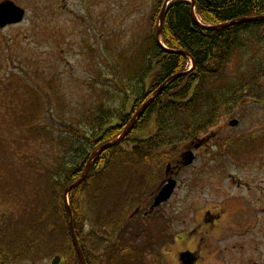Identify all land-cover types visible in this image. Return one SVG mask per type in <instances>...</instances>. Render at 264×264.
<instances>
[{"label": "rangeland", "instance_id": "1", "mask_svg": "<svg viewBox=\"0 0 264 264\" xmlns=\"http://www.w3.org/2000/svg\"><path fill=\"white\" fill-rule=\"evenodd\" d=\"M1 3L25 12L21 24L0 29V80L4 84L0 87V134L5 135L3 146L0 143V216L6 215L9 224H15L9 230H18L30 213L45 209L58 190L54 185L44 188L42 183L49 147L40 138L39 162L29 161V136L23 134L22 139L21 120L14 121V112L19 115L36 106L27 101L26 85L40 91L48 109L58 107V114L70 118L64 128L76 126V119L86 117L95 110L93 106L109 102L119 79L128 81L141 71V52L152 32L154 0ZM263 47L264 28L239 33L222 71L205 88L223 92L250 77L257 71ZM30 72L39 74L30 81ZM18 76H22L20 83ZM252 84L231 91L236 102L231 112L220 113L216 125L198 134L196 140L205 142L194 149V163L179 173L174 195L141 227L139 237L133 234L134 224L121 225L126 234L117 248L136 251V264H179V253L185 251L205 259L198 264H264V78H255ZM49 85L54 89H47ZM17 86L20 90L12 91ZM231 120L238 122L233 130L227 126ZM38 122L56 126L54 135L60 131L57 118L48 121L42 116ZM189 142L163 150L170 155L172 168ZM165 165L152 171L117 161L86 183L81 218L88 242H94L98 230L103 237L110 234L103 224L108 219L110 226L121 212L127 219L140 204L151 202L167 178ZM54 238L59 249L55 232ZM164 242L171 246L166 248Z\"/></svg>", "mask_w": 264, "mask_h": 264}, {"label": "trees", "instance_id": "2", "mask_svg": "<svg viewBox=\"0 0 264 264\" xmlns=\"http://www.w3.org/2000/svg\"><path fill=\"white\" fill-rule=\"evenodd\" d=\"M165 1L154 0V13L150 18L152 32L147 47L141 52V71L128 81L119 79L118 89L109 94V102L104 101L101 105L93 106L95 110L88 111L86 117L76 119V126L67 125L64 128L63 125L70 123V118L67 119L63 112L58 114V107L48 109L40 91L26 85L27 101H33L36 106L28 111L30 113L21 111L17 115L14 112V121L21 120L22 139L23 134L29 136V161L39 162L41 152L38 146H42L40 138L49 147L51 153L46 157L42 183L44 188L54 185L58 190L52 193L45 209L38 214H29L23 229L15 230V227L9 230L15 224H9L6 215L0 216V264H80L69 233L64 190L80 177L91 153L101 145L115 140L149 96L170 77L186 72L187 64L192 60V70L166 85L135 122L126 138L97 157L86 181L69 194L68 203L72 211L74 233L84 260L86 264H103L102 251L106 244L102 232L98 230L92 250L88 242L89 234L84 231V221L81 218V193L85 184L107 171L117 161L125 166L138 164L145 169L156 170L171 158L164 149L172 150L177 144L195 139L198 134L216 125L220 113L231 112L236 103L231 99V91L253 85L255 78H264L263 47L257 71L245 79L251 80L250 83H245L244 80L223 92L207 90L205 84L213 83L210 79L220 74L239 33L252 28L263 29L264 22L208 31L193 23L188 2L172 1L164 13L160 41L168 52L188 53L189 58H186L165 52L156 42L158 17ZM193 1L195 15L204 27H216L242 18L264 17V0ZM37 74L39 73L30 72L27 79L34 80ZM117 74H121L118 69ZM21 81L22 76H18V83ZM57 81L58 77L55 80L58 87ZM0 87H4L2 79ZM22 87L24 88L23 83ZM47 89L54 88L49 85ZM16 90H20L19 86L12 88V91L18 92ZM223 107L230 109H222ZM42 116L48 121L58 119L60 131L56 135L53 132L54 127L56 132V126H40L38 120ZM4 136L0 134L2 146ZM120 216L113 225L134 224L133 221L128 223L124 215ZM54 232L61 244L59 249L56 248ZM120 236L113 242L116 243ZM50 243L51 247L48 246ZM44 260L46 263H42Z\"/></svg>", "mask_w": 264, "mask_h": 264}, {"label": "water", "instance_id": "3", "mask_svg": "<svg viewBox=\"0 0 264 264\" xmlns=\"http://www.w3.org/2000/svg\"><path fill=\"white\" fill-rule=\"evenodd\" d=\"M171 1H173V0H167V2L163 5V8H162L161 13H160L159 18H158L159 26H158L157 33H156V42L159 45H161L160 44V37H161V32H162V23H163L164 12H165V9H166L168 3H170ZM189 3H190V6H191L190 15H191V19H192L193 23L198 25V26H200L204 30L217 31V30H223V29L235 26V25H244V24H250V23H256V22H264V17L243 18V19L231 21V22H229L227 24L216 26V27H209V28L203 27V26L200 25V23L197 21V19L195 17V14H194V7H195L194 1L193 0H189ZM23 18H24V11L14 7L11 4H7V5H4V6L0 7V28H4L7 25L18 24V23L22 22ZM161 47H162V49H164L162 45H161ZM164 51L167 52V53H170V54L180 55V56H183V57H186V58L189 57V54L186 53V52H171V51L168 52V50L167 51L164 50ZM191 63H192V67H194V62L192 60H191ZM188 73H189V71L185 72V73H181L179 75H175V76L170 77L155 92V94L152 97H150L147 100V102H145L141 106V108L134 114V116L131 118V120L128 123V125L125 127V129L123 130L121 135L116 140H114V141H112V142H110V143H108L106 145L101 146L100 148H98L96 151H94L90 155V157L88 159V162H87V164H86V166L84 168V171H83L81 177L74 184L70 185L69 187H67L64 190V199H65L66 203H67L68 195L75 188L80 186L86 180L87 175H88V173L90 171L92 162L98 156H100L102 153H104L107 150L111 149L112 147L118 145L127 136L129 131L133 127V124L135 123V121L144 114V112L147 110V108L160 95V93L162 92V90L164 89V87L168 83L174 81L177 78L185 76ZM229 126L234 128V127L237 126V122L236 121H231V122H229ZM202 142H205V140L199 141L197 143V146H195L193 144H190L188 146L187 151L184 152L181 155V161H180L181 168H187V167H189V166H191L193 164L195 157H194V155L192 153V150H190V149L192 147H194V149L197 148L198 146L202 145ZM169 171H170V165H168L166 167V175L169 174ZM176 186H177V184H176L174 179H172V178L168 179L166 184L159 190L158 194L154 198V202H153V205L151 207V210H153L155 208H158L160 205L168 202L170 200L171 196L174 194V191L176 190ZM66 212H67V217H68V226H69V232H70L73 248H74V250H75V252L77 254V257L79 259L80 264H85L82 251H81V249H80V247L78 245L77 239H76L75 234H74L73 223H72V214H71L70 208L68 207V204L66 206ZM190 257H192V255L190 253H183V254L180 255L179 260H180L181 264H194L195 263V259L190 260L191 259Z\"/></svg>", "mask_w": 264, "mask_h": 264}, {"label": "flooded vegetation", "instance_id": "4", "mask_svg": "<svg viewBox=\"0 0 264 264\" xmlns=\"http://www.w3.org/2000/svg\"><path fill=\"white\" fill-rule=\"evenodd\" d=\"M8 3H1L0 4V7L4 6V5H7ZM244 105V103L240 104V106ZM229 130H233V129H230ZM163 185V183L160 185V188L161 186ZM159 188V189H160ZM157 194V192L155 193V195ZM154 195V197H155ZM154 197L152 198L151 202L145 204V203H142L140 204L134 211L133 215L129 218V222L130 221H133L134 224V231H133V234L136 235V237L138 238L139 237V232L141 230V227L142 226H146V223L148 221V219L152 216H155L157 215L158 211L161 209H163L164 207H166V205L168 204L165 203V204H162L160 207H158L157 209H154V210H150L152 204H153V200H154ZM147 209V210H146ZM155 214V215H154ZM107 228V231L110 233L106 236V238H104L105 240V249L103 250V255L106 257V258H111V260H114L118 255H120V261L123 262V264H136L137 263V260L136 258L134 257L135 256V253L136 251H134L132 248H126V250L124 249H118V248H115V242H111V240H109V238L111 237V231H112V226H106ZM124 228L121 227L119 230L120 232H122ZM165 243V246L166 248H169L171 246V242H164ZM120 242L117 243V245H119ZM114 245V248H112V246ZM192 252V251H190ZM192 254H194V252H192ZM196 255L194 254V257ZM200 260L204 261L205 259H203L201 256H197L195 257V263L194 264H198L200 262ZM103 264H111L109 262V259H105L104 260V263ZM114 264V263H112Z\"/></svg>", "mask_w": 264, "mask_h": 264}]
</instances>
